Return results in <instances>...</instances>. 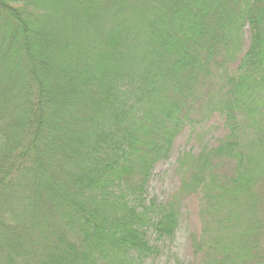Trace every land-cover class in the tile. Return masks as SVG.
Segmentation results:
<instances>
[{
    "label": "trees",
    "instance_id": "16d2710c",
    "mask_svg": "<svg viewBox=\"0 0 264 264\" xmlns=\"http://www.w3.org/2000/svg\"><path fill=\"white\" fill-rule=\"evenodd\" d=\"M203 108L230 134L180 162L202 264H264V0H0V264H146L180 217L151 173Z\"/></svg>",
    "mask_w": 264,
    "mask_h": 264
},
{
    "label": "rangeland",
    "instance_id": "374dc122",
    "mask_svg": "<svg viewBox=\"0 0 264 264\" xmlns=\"http://www.w3.org/2000/svg\"><path fill=\"white\" fill-rule=\"evenodd\" d=\"M243 37L245 52L251 42L249 27L245 28ZM241 57L230 65L232 74H238ZM205 112V108L201 109L186 123L175 138L168 159L158 163L151 173L145 195L147 205L151 201L161 206L175 204L180 217L173 237L160 240L155 234L149 233L156 254L146 264H202L205 260L204 252L197 246L203 239L206 240L204 228L209 221L204 196L200 190L183 187L184 180L188 181L190 176L185 177L180 169L183 156L191 154L198 157L205 151L217 148L230 134L226 118L221 112ZM233 167L232 163H223L221 172L232 170Z\"/></svg>",
    "mask_w": 264,
    "mask_h": 264
}]
</instances>
